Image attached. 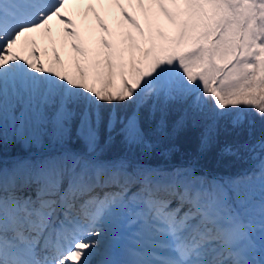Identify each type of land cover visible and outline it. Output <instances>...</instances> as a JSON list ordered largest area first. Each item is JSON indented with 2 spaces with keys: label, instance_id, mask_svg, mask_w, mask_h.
<instances>
[{
  "label": "snow or ice",
  "instance_id": "1",
  "mask_svg": "<svg viewBox=\"0 0 264 264\" xmlns=\"http://www.w3.org/2000/svg\"><path fill=\"white\" fill-rule=\"evenodd\" d=\"M0 264H264V0H0Z\"/></svg>",
  "mask_w": 264,
  "mask_h": 264
},
{
  "label": "rangeland",
  "instance_id": "2",
  "mask_svg": "<svg viewBox=\"0 0 264 264\" xmlns=\"http://www.w3.org/2000/svg\"><path fill=\"white\" fill-rule=\"evenodd\" d=\"M86 4H80L79 8L76 10V9H72L73 12H76V13H79L78 15H74V19H76V22L77 24H81L82 22L84 24H90V26L94 29V32H95V36L96 37H99L100 35H105L97 26V23H96V20H95V16L93 13L89 12L88 13V16H87V19L85 20L84 17H83V12L86 8ZM96 7V11L100 14V16L105 20V22L109 25V28L110 29H115L116 27V20L118 19L119 17V10L116 9V8H111L110 10H107L106 11V8L107 6H105V8H101L99 5H94ZM125 6L127 7V4L125 3ZM129 11L131 10V12L133 11L132 8H129L128 9ZM138 17V19H140L141 21V24L143 26L144 24V20H143V15L142 13L140 12H136L135 13ZM57 24V23H56ZM58 27L54 28V34L50 33V34H45L44 36H40L39 35V38L41 40V43H42V50H44L45 52V49H49L51 50V57H50V61H53L54 59V52H53V48H55V51L59 53L60 55V59L61 61L63 62L64 66H65V70L68 71V72H74L75 71V67H74V64H70L68 62V56L70 57V52L68 53V50L67 48L69 49L70 51V48H69V44H70V41L68 42H64V39H63V36H62V33L60 32V28L62 27V25H59L57 24ZM124 31H128V28L126 27L124 29ZM133 31V34L135 35V30H132ZM55 39H53V37ZM35 36V35H34ZM36 39V37H35ZM53 41H55V43L53 44ZM68 53V54H67ZM74 55V54H72ZM56 67H60V65H56ZM117 84H118V81H117ZM259 127H258V130L261 131L262 129V125H261V122L259 121ZM257 126V125H256ZM260 135V134H259ZM258 135V136H259ZM47 142V141H45ZM37 151V149L35 147H31L29 149H24L20 144H15V145H9L6 149H5V152H4V156H5V159L10 161L13 157L19 155V156H26L29 154V152H35ZM150 163H153L151 161H149ZM159 163H167L165 161H162V162H159ZM153 164H156V163H153ZM252 165L250 167H248L247 169L245 170H249L251 169ZM244 170V171H245ZM203 171H207V172H211V171H208V170H205L203 169ZM203 171L199 172L198 174H203ZM243 172L235 175V176H238L240 174H242ZM212 174V173H211ZM212 175H218V176H231V177H235L233 175H219V174H212Z\"/></svg>",
  "mask_w": 264,
  "mask_h": 264
},
{
  "label": "trees",
  "instance_id": "3",
  "mask_svg": "<svg viewBox=\"0 0 264 264\" xmlns=\"http://www.w3.org/2000/svg\"><path fill=\"white\" fill-rule=\"evenodd\" d=\"M259 124H260L259 119L257 118L256 131H258ZM150 161L153 163H159L163 160L153 158ZM171 162H181V161L179 157H174ZM202 163L204 164V168L217 174H224V173L236 174L240 170L251 165L252 161L245 159L238 160L234 157H225L223 159H219L218 157L215 156V154H212Z\"/></svg>",
  "mask_w": 264,
  "mask_h": 264
},
{
  "label": "bare ground",
  "instance_id": "4",
  "mask_svg": "<svg viewBox=\"0 0 264 264\" xmlns=\"http://www.w3.org/2000/svg\"><path fill=\"white\" fill-rule=\"evenodd\" d=\"M79 6L80 5H71L70 7L72 9H76L77 10L79 8ZM130 12H131V10H130ZM162 22H164V21L162 20ZM50 26L52 28L51 33L54 34V31H55L54 28L58 27L57 24H56V22L55 21L50 22ZM35 37H36V40H37L38 55H40L41 60L45 63V66H48L52 62V61H50V57H51V52L50 51L51 50L45 49V52H44V50H42V43H41V40L39 38V35H35L34 38ZM52 37H53V35H52ZM53 39H55V38L53 37ZM67 50H68V53H69L70 51H69L68 48H67ZM67 60H68V62L70 64H74V62L72 60H70V57L69 56H68V59Z\"/></svg>",
  "mask_w": 264,
  "mask_h": 264
}]
</instances>
